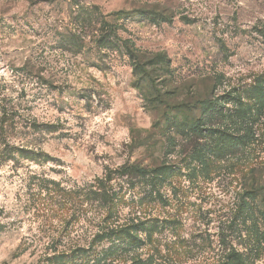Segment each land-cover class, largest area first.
I'll use <instances>...</instances> for the list:
<instances>
[{
  "label": "rangeland",
  "instance_id": "rangeland-1",
  "mask_svg": "<svg viewBox=\"0 0 264 264\" xmlns=\"http://www.w3.org/2000/svg\"><path fill=\"white\" fill-rule=\"evenodd\" d=\"M84 8L93 21L123 13L113 17L118 38L166 56L168 73L155 84L162 91L168 81L186 92L212 83L219 98L264 78V0H0V264H77L71 251L91 241L105 214L90 187L134 162L172 167L162 202L145 183L113 173L112 222L161 226L137 258L218 264L233 248L264 264L262 204L246 193L250 174L264 180V114L244 151L199 163L185 140L154 131L132 64L114 44L94 41L98 23L81 25ZM143 10L171 21L155 24L136 14ZM72 32L86 37L81 52L66 46ZM225 107V128L241 134L235 107Z\"/></svg>",
  "mask_w": 264,
  "mask_h": 264
},
{
  "label": "trees",
  "instance_id": "trees-1",
  "mask_svg": "<svg viewBox=\"0 0 264 264\" xmlns=\"http://www.w3.org/2000/svg\"><path fill=\"white\" fill-rule=\"evenodd\" d=\"M91 11L93 10L90 8L81 9L80 13L83 16L81 25H91L94 21L96 24L98 23L94 41L100 46L114 44L117 50H121L122 54L128 58L132 64V74L136 81L143 85H140V89L144 91L147 103L154 110V131L157 129L161 134V130H165L169 135L171 133L176 134V136L185 140L184 143L190 147L188 152L199 163L203 164L211 159L232 158L249 146L250 141L254 139L253 126L256 119H260L264 114L263 77H257L241 89L233 88L219 98H215L216 88L212 83L203 91H193L190 88L186 92L182 88L179 90L178 86L175 87L174 83L168 81L165 88L167 90L162 91L155 84L157 80L163 77V74L168 73L167 69L163 68L167 64L166 56L161 53L148 54L140 52L133 47L129 40L121 41L117 36L118 28L113 17L115 14L123 15V13L114 12L108 15L98 13L97 18L93 21ZM136 14L148 18L155 24L171 21L164 13L156 11H138ZM66 39L69 44L66 46L72 50L81 52L86 46V37L78 32H72ZM169 86L172 88H169ZM177 95L179 96L176 97ZM174 98L175 101H173ZM218 99L224 102L225 105L232 104L235 107V110L232 109L231 111L240 120L241 134H237L236 131L229 132L228 128H225L223 119L224 113L228 109L224 104L215 107L219 102ZM206 111H214L207 124L204 119ZM3 121L4 119L1 118L0 134L3 132ZM4 151L6 154L10 152L6 149ZM16 153L24 156L23 154L26 151L16 149ZM6 154L3 156H6ZM114 172L118 177H126L130 184L139 181L145 183L150 194L153 193L154 198L162 202L163 198L159 187L164 184L166 177L171 174L172 167L164 163L147 167L134 162L122 165ZM114 172L109 171L101 180L96 182L95 186L90 187L89 193L97 201V207L104 210L105 214L99 220L98 231L91 241L82 247H75L71 251V258H73V255L80 256L77 264H127L128 261L126 260H130V264H151L149 258L147 260L139 259L135 253L146 243L153 242V235L160 231L161 226L155 219H128L122 224L112 222L115 215L114 205L117 199V194L113 192L110 185L114 179ZM249 180H251V183L246 193H250V198L258 199L262 204L261 209H257L256 213L263 221L259 229L262 230L264 235V180H257L252 174H250ZM111 239H116L115 243L117 245L113 242L109 243ZM104 241L106 242L104 243ZM105 244H108V247L98 251V248L105 246ZM218 264L248 263L243 254L230 248Z\"/></svg>",
  "mask_w": 264,
  "mask_h": 264
}]
</instances>
